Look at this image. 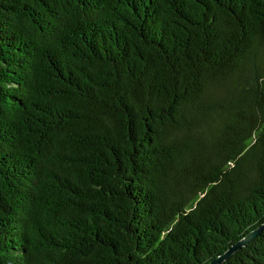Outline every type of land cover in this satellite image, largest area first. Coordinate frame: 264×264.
<instances>
[{
  "label": "trees",
  "instance_id": "trees-1",
  "mask_svg": "<svg viewBox=\"0 0 264 264\" xmlns=\"http://www.w3.org/2000/svg\"><path fill=\"white\" fill-rule=\"evenodd\" d=\"M263 223L264 0H0V264H209Z\"/></svg>",
  "mask_w": 264,
  "mask_h": 264
},
{
  "label": "water",
  "instance_id": "water-1",
  "mask_svg": "<svg viewBox=\"0 0 264 264\" xmlns=\"http://www.w3.org/2000/svg\"><path fill=\"white\" fill-rule=\"evenodd\" d=\"M264 230V223L261 224L258 228L252 230L234 245L230 246L222 255L213 259L209 264H222L224 261L228 260L233 254L243 247H245L248 243L253 241L262 231Z\"/></svg>",
  "mask_w": 264,
  "mask_h": 264
}]
</instances>
